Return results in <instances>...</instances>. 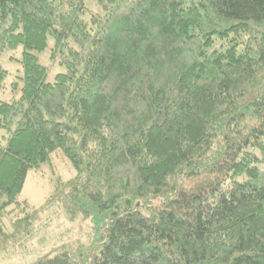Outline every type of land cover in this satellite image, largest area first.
Masks as SVG:
<instances>
[{"label": "trees", "instance_id": "trees-1", "mask_svg": "<svg viewBox=\"0 0 264 264\" xmlns=\"http://www.w3.org/2000/svg\"><path fill=\"white\" fill-rule=\"evenodd\" d=\"M93 1L85 19L87 0H0V89L23 46L22 94L0 98V246L30 230L28 175L60 150L76 175L53 199L96 248L33 264H264V0Z\"/></svg>", "mask_w": 264, "mask_h": 264}, {"label": "rangeland", "instance_id": "rangeland-1", "mask_svg": "<svg viewBox=\"0 0 264 264\" xmlns=\"http://www.w3.org/2000/svg\"><path fill=\"white\" fill-rule=\"evenodd\" d=\"M92 12H103V9L95 1L87 0L83 17L89 19ZM53 48L54 39L50 37L48 48L35 52L40 62L48 68L49 82H54L56 75L65 71L59 58L52 57ZM22 55L23 46L3 53L1 63L8 74L0 89L3 100L13 101L22 94ZM0 135H6V132L0 131ZM75 175L74 166L60 150L53 152L49 161L29 173L21 199L28 200L37 210V217L29 225L30 230L11 237L0 246V264H33L46 255L66 249L82 253L81 260H84L96 248L99 231L96 225L90 219H72L62 205L53 199L58 181H67ZM22 216L21 210H15L5 219L8 233L14 230L13 222Z\"/></svg>", "mask_w": 264, "mask_h": 264}]
</instances>
